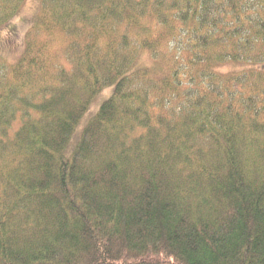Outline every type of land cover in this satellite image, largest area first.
Segmentation results:
<instances>
[{"label":"trees","instance_id":"obj_1","mask_svg":"<svg viewBox=\"0 0 264 264\" xmlns=\"http://www.w3.org/2000/svg\"><path fill=\"white\" fill-rule=\"evenodd\" d=\"M26 36L0 264H264V0H41Z\"/></svg>","mask_w":264,"mask_h":264},{"label":"rangeland","instance_id":"obj_2","mask_svg":"<svg viewBox=\"0 0 264 264\" xmlns=\"http://www.w3.org/2000/svg\"><path fill=\"white\" fill-rule=\"evenodd\" d=\"M41 8V0H26L22 8L17 13L16 17L7 23L3 28L0 29V61L4 64L15 63L23 54L25 41L27 34L33 25V21L39 16ZM42 35L37 36L35 39L38 43L41 42L39 39ZM46 36V35H45ZM46 39V38H45ZM150 64L149 58L140 57L138 66H148ZM110 89L106 88L105 91L96 97L94 103L88 115L82 120L79 128L76 129L74 136L71 140V146L79 136V131L83 127V124L87 121L88 117L92 112L96 111L98 105L108 99L111 95ZM68 151H70L68 149ZM69 153V152H68Z\"/></svg>","mask_w":264,"mask_h":264}]
</instances>
